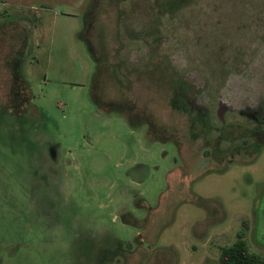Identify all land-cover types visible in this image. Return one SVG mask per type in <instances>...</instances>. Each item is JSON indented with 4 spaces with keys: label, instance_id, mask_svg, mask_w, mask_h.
I'll list each match as a JSON object with an SVG mask.
<instances>
[{
    "label": "rangeland",
    "instance_id": "obj_1",
    "mask_svg": "<svg viewBox=\"0 0 264 264\" xmlns=\"http://www.w3.org/2000/svg\"><path fill=\"white\" fill-rule=\"evenodd\" d=\"M263 105L264 0H0V264L263 256L264 148L212 158Z\"/></svg>",
    "mask_w": 264,
    "mask_h": 264
},
{
    "label": "trees",
    "instance_id": "obj_2",
    "mask_svg": "<svg viewBox=\"0 0 264 264\" xmlns=\"http://www.w3.org/2000/svg\"><path fill=\"white\" fill-rule=\"evenodd\" d=\"M177 85L178 84L175 83L174 88L177 87ZM182 112L185 113V116L187 117L188 126H189L188 132L190 133V136H192V138H193V135L195 138V136H198L200 134L207 136V134L213 131V127L209 124L207 118H199L198 116H196L195 118H192L189 112L185 110H182ZM129 122H130V119H129ZM219 129L220 130L217 136L214 137L213 139L214 140L227 139L228 142L231 144L226 147H220L219 145L214 149V151L212 150L214 153V156L212 158L215 161L219 162L218 166L213 167L216 170H220V171L224 170L225 164L227 163L228 165L229 163H233L234 162L233 157L236 155L246 154L248 158L242 161L243 163H250L258 157L261 150L264 148V131L257 132L256 129L243 128L241 131H236L237 133H235V135H233V131L232 132L230 131L228 135H225V132L228 129H232V125L223 124ZM236 140H238L239 142ZM207 144L208 142L204 143V145L206 146ZM209 154H211L209 150L203 151V155L205 157L208 156ZM222 162L223 164H221ZM179 171L180 169H178L177 173ZM205 172L207 171L205 170L202 174H204ZM197 176L198 174L194 175V177H197ZM182 193L186 195L192 192L188 191L186 188H180V186L178 185V195L181 197ZM181 201H185V199ZM123 220L126 221L125 218H123ZM146 220H147V217H146ZM117 245L118 247H120L122 244L120 245L118 242ZM123 245H124L123 249L122 247L119 249L120 251L119 254L122 253V255L125 257V255L129 253L130 251L129 248L131 247V244L129 242L124 241ZM142 246H143V243H142ZM219 261H220V264H264V255L262 256L260 254L251 252L249 250L247 243L245 241V238H244V231L241 230L237 232L236 239L232 244L221 248V251L219 253Z\"/></svg>",
    "mask_w": 264,
    "mask_h": 264
},
{
    "label": "flooded vegetation",
    "instance_id": "obj_3",
    "mask_svg": "<svg viewBox=\"0 0 264 264\" xmlns=\"http://www.w3.org/2000/svg\"><path fill=\"white\" fill-rule=\"evenodd\" d=\"M260 109H261V110H264V105L261 106V108H259V111H260ZM254 120H255L256 122H261V118H259L258 116H255V117H254ZM255 129H256L257 132H263V131H264V130H261L260 128H255Z\"/></svg>",
    "mask_w": 264,
    "mask_h": 264
}]
</instances>
